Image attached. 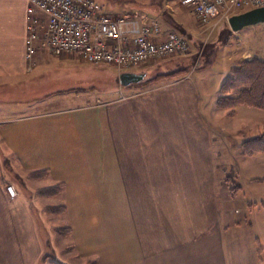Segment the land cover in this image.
I'll return each mask as SVG.
<instances>
[{
	"label": "crops",
	"instance_id": "1",
	"mask_svg": "<svg viewBox=\"0 0 264 264\" xmlns=\"http://www.w3.org/2000/svg\"><path fill=\"white\" fill-rule=\"evenodd\" d=\"M26 6L0 0V264H35L38 248L22 235L21 209L38 208L36 191L59 182L67 207L98 214L87 224L99 220L101 197H126L121 253L105 250L121 263L107 264H264V153L236 156L240 188L225 195L197 80L90 103L84 88L64 86L69 56L39 46L27 59ZM182 15L175 18L185 25ZM43 169L42 177L30 176ZM245 190L250 202L232 205Z\"/></svg>",
	"mask_w": 264,
	"mask_h": 264
},
{
	"label": "rangeland",
	"instance_id": "2",
	"mask_svg": "<svg viewBox=\"0 0 264 264\" xmlns=\"http://www.w3.org/2000/svg\"><path fill=\"white\" fill-rule=\"evenodd\" d=\"M97 1L115 5L117 10L114 13L117 11H122L124 14L132 12H142L147 15H149L148 12L150 14L152 12L160 13L158 8L160 0ZM162 1L165 6L168 0ZM169 5L167 8L177 18L180 19L181 13H183L182 18L186 21L185 25L183 24V32L191 39V48L188 54L157 61L150 60L137 69L131 70V72L143 74L141 81L121 86L120 73L114 67L77 62L72 54L65 53L62 55L69 56L73 65L70 68L68 83L64 82V86L71 89L84 88L87 101L93 103L96 98V101L104 104L109 100L120 99V96L126 93L139 92L151 86L176 81L182 82L185 79L197 80L201 110L208 117L206 119L203 117V119L206 123L211 124L215 153H219L217 156L215 155L216 182L222 181L221 188L224 190V194L226 195L228 191L230 195V186H240L235 181L239 175V164L236 163L235 158L238 154H243L241 143L244 140L264 133V110L242 105L232 109H219L216 106V100L220 95L219 87L230 76L231 68L246 59L264 60V22L245 26L240 31H232L228 24L223 23H221L223 25L219 24L214 26L215 28L209 29L202 25L188 8ZM172 29L176 30L173 27ZM32 69L33 66L27 65L28 71ZM179 71H183L182 75L151 84L152 79L157 75ZM56 80L55 77L53 86L58 84ZM3 91L5 90L3 89ZM5 93L12 97L11 91L6 90ZM7 107L8 105H6ZM12 112L13 117L16 116L14 110ZM226 179L229 181L226 182ZM44 188L46 187L36 191L38 196L43 198L38 208L30 211L25 208L21 209L22 235H30L32 244L37 245L38 248V258L35 264H107L110 261L121 263L114 258L111 260L105 250L109 247L111 253L113 251L121 253V249H118L121 245L120 241H122L120 234L123 235L124 229L121 224L129 221L126 197L119 196L117 201L113 199L114 197H101V205H99L101 208H97L101 215L99 220L87 224L91 216L97 213L77 211L72 205L67 207L66 201L59 195L61 187L53 195L40 194L39 191ZM250 198L249 191L245 190L243 194L240 193L237 196L232 205L243 203L244 200L248 203ZM20 199L22 206L26 207V199L23 196ZM111 202L114 204L110 205ZM29 218H32V224ZM87 225L91 227H86ZM106 233L112 234L113 238L107 239Z\"/></svg>",
	"mask_w": 264,
	"mask_h": 264
},
{
	"label": "built area",
	"instance_id": "3",
	"mask_svg": "<svg viewBox=\"0 0 264 264\" xmlns=\"http://www.w3.org/2000/svg\"><path fill=\"white\" fill-rule=\"evenodd\" d=\"M26 1L24 48L29 60L40 46L56 56L70 53L81 62L111 66L121 73L190 52L187 34L162 28L157 18L142 12L114 13L97 0ZM169 4L188 8L213 29L233 14L264 6V0H168ZM5 191L10 199L17 195L9 183Z\"/></svg>",
	"mask_w": 264,
	"mask_h": 264
},
{
	"label": "trees",
	"instance_id": "4",
	"mask_svg": "<svg viewBox=\"0 0 264 264\" xmlns=\"http://www.w3.org/2000/svg\"><path fill=\"white\" fill-rule=\"evenodd\" d=\"M113 1L124 2L126 0ZM112 5L113 4L110 3V10L115 12L117 9H115V5ZM158 8L160 13L155 14L152 12L150 14L148 12L150 17L155 18L158 16L157 18L176 29L177 32L184 33V25L172 15V13L166 6H164L163 1H158ZM116 13L121 14L122 11H117ZM188 38L191 43L190 37ZM181 73H183V71L174 72L171 74L157 75L152 79L151 84L156 83L160 80L171 79L176 76H180L182 75ZM132 84H136V82ZM219 94L220 95L216 100V106L219 109H232L236 106L242 105L250 108L264 110V60L251 58L240 61L235 67L231 68L230 76L221 83L219 87ZM241 148L242 153L247 156H251L256 153H264V133L259 136L244 140L241 143ZM45 170L46 169L35 171L31 173L30 176L35 178L42 177L46 173ZM227 181H229V179H226V182ZM227 185L230 186L228 183ZM60 187V184L52 187H46L44 189H41L39 193L53 195L59 191ZM239 188V186H230V195L233 196L239 190ZM260 207L264 208V202L260 203Z\"/></svg>",
	"mask_w": 264,
	"mask_h": 264
},
{
	"label": "water",
	"instance_id": "5",
	"mask_svg": "<svg viewBox=\"0 0 264 264\" xmlns=\"http://www.w3.org/2000/svg\"><path fill=\"white\" fill-rule=\"evenodd\" d=\"M264 22V6L251 8L228 18V25L232 31H238L245 26ZM143 78L142 73L122 72L119 74L120 84L126 86L134 82H139Z\"/></svg>",
	"mask_w": 264,
	"mask_h": 264
},
{
	"label": "bare ground",
	"instance_id": "6",
	"mask_svg": "<svg viewBox=\"0 0 264 264\" xmlns=\"http://www.w3.org/2000/svg\"><path fill=\"white\" fill-rule=\"evenodd\" d=\"M222 190V189H221ZM230 199V198H229ZM234 231V230H233ZM246 239V238H245ZM249 246V245H248ZM246 250V249H245Z\"/></svg>",
	"mask_w": 264,
	"mask_h": 264
}]
</instances>
